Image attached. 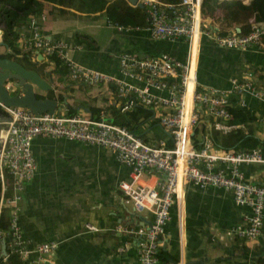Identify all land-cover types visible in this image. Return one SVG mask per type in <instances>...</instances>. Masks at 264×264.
Instances as JSON below:
<instances>
[{
    "label": "crops",
    "instance_id": "1",
    "mask_svg": "<svg viewBox=\"0 0 264 264\" xmlns=\"http://www.w3.org/2000/svg\"><path fill=\"white\" fill-rule=\"evenodd\" d=\"M40 2L43 11L33 19L43 35L51 41L62 42L72 60L89 68L140 85L118 71V54L130 52L146 57L167 53L179 61L191 59L192 74L199 88L228 89L230 79L239 77L243 70L253 71L252 81L264 88V50L261 48H221L205 36L196 43H187L181 38L154 39L145 27L118 30L99 12L85 13ZM220 16L218 9L212 16H205L211 30L240 29L238 23L227 25L220 21ZM30 22L31 18L19 29L17 45L21 44V35L25 40L30 37ZM29 61L31 64L27 67L36 70L52 87L49 91L57 101L53 113L94 118L104 111L106 119L111 121L110 106H116L105 86L71 82L66 76L52 72V63L42 59ZM35 91L41 96L44 93ZM242 96L245 103L242 109L251 120L235 124L229 130L252 129L254 137L261 141L259 147L264 155V94L253 96L246 91ZM152 119L156 126L150 128L148 123H143L146 126L143 135L147 143L154 145L167 136L156 117ZM214 121L203 111L192 139L200 143L205 135L210 137V130H217L212 126ZM31 152L35 169L18 203L17 224L22 247L29 249L40 242L54 241L56 264H138L136 239L115 229L117 224L132 225L142 220L147 225L150 220L149 213H135L117 187L119 182L131 180L130 168L119 163L107 148L67 138L34 137ZM239 169L248 181L264 185V163L240 164ZM140 179L142 184L154 182L153 175H142L136 183ZM244 212L248 208L236 205L230 191L186 184L169 208L160 247L162 263L264 264V240L227 235L232 227L242 223ZM87 224L94 229H87ZM3 239L7 246L10 236L5 234Z\"/></svg>",
    "mask_w": 264,
    "mask_h": 264
},
{
    "label": "built area",
    "instance_id": "2",
    "mask_svg": "<svg viewBox=\"0 0 264 264\" xmlns=\"http://www.w3.org/2000/svg\"><path fill=\"white\" fill-rule=\"evenodd\" d=\"M142 3L145 28L154 39L181 38L187 43H196L205 36L221 48L264 50L263 23L251 21L245 32L231 28L220 33L207 26L200 12L202 0L176 3L143 0ZM30 24V37L25 40L21 35L19 40L29 59L37 61L36 56L40 55V59L52 63L49 59L55 56L65 66L69 81L84 86H105L121 112L130 110L135 104L150 107L167 138L151 145L124 125L107 120L104 111L97 117L86 118L75 113H32L24 107L0 103L4 114L0 120V174L2 168H6L11 176L10 195L5 196L3 186L0 191V209L3 206L9 209L5 234L10 236L5 254L0 255L2 260L9 252L16 254L23 264H56L53 256L56 242H40L29 249L22 247L17 224L21 193L35 169L31 141L37 136L67 138L107 148L113 151L119 163L130 168L131 180L121 181L117 187L132 210L138 214L149 213L150 220L147 225L117 224L115 229L136 239L138 264H163L158 252L164 225L169 219V208L189 183L200 188L217 187L230 191L235 204L247 207L248 212L242 213V223L232 227L227 235L264 240V185L248 181L239 169L240 164L264 163L261 148L225 150L214 146L206 135L198 146L192 142L193 129L203 111L214 118V129L225 132L233 127L227 123L231 117L230 108L245 105L244 92L250 91L253 96L264 94V88L252 81L253 71L243 70L239 77H232L228 89L199 88L192 74L191 59L179 61L167 53L137 57L130 52H121L117 56L118 71L123 77L141 83L135 85L72 60L66 46L47 39L33 17ZM113 25L118 30L128 29ZM5 84L8 91L14 92L17 88L14 84L11 86L12 82ZM142 175H153V184H142L141 179L136 183ZM86 227L94 229L90 224Z\"/></svg>",
    "mask_w": 264,
    "mask_h": 264
},
{
    "label": "trees",
    "instance_id": "3",
    "mask_svg": "<svg viewBox=\"0 0 264 264\" xmlns=\"http://www.w3.org/2000/svg\"><path fill=\"white\" fill-rule=\"evenodd\" d=\"M47 1L56 6L71 8L75 11L85 13L99 12L104 16L110 24H116L125 28H141L146 26L144 5L143 7L130 6L126 0H0V30L1 40L6 48L0 57L12 58L24 67L28 68L31 62L29 54L23 51L20 45H17L19 29L27 24L31 17H38L43 11L42 3ZM166 3H176L180 0H159ZM215 9L221 13L220 21L227 25L238 23L240 32H245L248 29V23L256 22L264 24V0H248L247 3H242L239 0L219 1V0H202L201 15L212 16ZM59 12L64 9H57ZM220 33L226 30L219 31ZM53 64L52 72L58 73L60 76H65L66 68L55 56L49 59ZM111 90L113 86H109ZM49 91L47 96H51ZM37 97H42L37 95ZM231 103L233 100H230ZM111 122L124 125L129 130L136 134L144 141H147L143 135L145 127L143 123H148L147 127L156 126V121L152 119V110L150 107L141 104H135L130 110L119 112L114 106H110ZM231 117L227 121L228 124H246L251 120L248 113L242 108H230ZM72 114V113H69ZM99 114V113H98ZM162 130V128L160 127ZM163 131V130H162ZM164 132V131H163ZM165 133V132H164ZM210 139L212 144L221 149L239 150L251 149L258 147L261 143L260 139L254 137L252 129L243 131L240 128L231 129L225 133L217 130H210ZM195 146L199 143L196 139H192ZM3 186L5 196L10 195L11 176L6 168H2L0 174V191ZM9 225V209L1 207L0 209V237L4 238ZM8 252V251H7ZM162 250L159 249L158 257L164 261ZM0 264H23L16 254L7 253L6 259L2 260L0 256Z\"/></svg>",
    "mask_w": 264,
    "mask_h": 264
},
{
    "label": "water",
    "instance_id": "4",
    "mask_svg": "<svg viewBox=\"0 0 264 264\" xmlns=\"http://www.w3.org/2000/svg\"><path fill=\"white\" fill-rule=\"evenodd\" d=\"M126 1L131 6L143 7L140 0ZM237 29L239 30V28ZM0 45L6 48L1 40V30ZM37 59H40V55L37 56ZM8 81H13L18 89L14 92L8 91L5 84ZM35 89L44 92L42 97H37ZM51 89L49 81L43 79L36 70L26 68L12 58L0 57V103L4 106L24 107L32 113L47 112L51 114L57 103L55 98L46 95ZM142 222L141 220L140 223ZM5 252V241L0 239V255H4Z\"/></svg>",
    "mask_w": 264,
    "mask_h": 264
},
{
    "label": "rangeland",
    "instance_id": "5",
    "mask_svg": "<svg viewBox=\"0 0 264 264\" xmlns=\"http://www.w3.org/2000/svg\"><path fill=\"white\" fill-rule=\"evenodd\" d=\"M1 47H2V46L0 45V48H1ZM2 48H3V47H2ZM1 52L3 53L4 50H1V49H0V53H1ZM10 82H12L11 86H13L14 82H13V81H10ZM17 89H18V88H15L14 91H16ZM0 116H1V117L3 116V113H2L1 110H0Z\"/></svg>",
    "mask_w": 264,
    "mask_h": 264
},
{
    "label": "bare ground",
    "instance_id": "6",
    "mask_svg": "<svg viewBox=\"0 0 264 264\" xmlns=\"http://www.w3.org/2000/svg\"><path fill=\"white\" fill-rule=\"evenodd\" d=\"M190 87H191V83H189V85H188V89H190Z\"/></svg>",
    "mask_w": 264,
    "mask_h": 264
}]
</instances>
